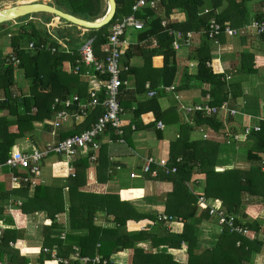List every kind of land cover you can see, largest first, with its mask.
Returning a JSON list of instances; mask_svg holds the SVG:
<instances>
[{"label": "trees", "instance_id": "trees-1", "mask_svg": "<svg viewBox=\"0 0 264 264\" xmlns=\"http://www.w3.org/2000/svg\"><path fill=\"white\" fill-rule=\"evenodd\" d=\"M33 1L47 4L85 21L100 19L106 12L105 0ZM148 1H158L155 10L147 6L142 12L134 14L135 18L143 21V29L137 36L139 46H135L143 65L131 68L129 61L134 55L133 48H121L120 78L124 81L131 74L136 85L132 90L123 85L118 99L124 111L132 101H136L133 122L138 123L137 129H140V125L142 127L141 120L148 124L180 122L179 136L170 144L168 158L160 159L165 160L169 172L166 173L156 165H151L150 168L157 172L156 179L166 186L164 215L170 220L139 213L127 200H120L117 194L102 195L79 191L87 182L89 167L95 168L94 177L98 183L109 181L108 171L114 168L113 162L109 159L106 146L101 145L95 162L89 164V157L93 156L91 151L73 159V175L67 174L65 164H60L61 170L60 165L54 167L53 175L64 178V186L36 185L34 192L29 196L28 184L23 186L21 181H17L12 190L6 191L5 184L0 182V220L5 225L14 227L4 229L0 233V263H27L25 254L35 250H28L23 245L25 223L27 216L39 212L44 214L40 251L45 248L53 250L57 257L63 259H68L74 253L73 249L77 248L80 256L91 259L98 255L105 264H118V259L125 256V253L119 252L124 250L131 251L127 264H251L253 257L264 248V220L259 219V213L264 208V172L261 166L264 164V99L260 105H255V113L246 112V122L242 119L245 123L234 127L232 134L227 129L235 141L244 142L242 147L246 152V168H225L216 172L220 151L218 142L208 136L199 140H190L189 136L192 131L206 128L216 134L222 128L220 116L227 117L230 124H235V118L243 115L236 104L243 96L241 83L230 79L234 76L256 74L257 69L264 65V61L253 53L243 52L238 55L236 68L232 66L223 71L211 55L217 46L226 44L227 38L235 37L243 41L246 35L250 34L264 39V33L257 35L248 30L252 22H264V15L258 13L249 20L247 2L250 0ZM262 2L261 5L264 6V1ZM134 3L135 0H116V11L112 20L98 30L87 32L85 36H80L81 31L78 30L76 38H71L66 29L62 37L69 38L71 54L52 55L38 50L25 51L23 46L30 40L35 41L37 47L38 43H48L43 30L33 23H21L15 30L10 31H2L5 26L0 25V37L7 36V46L10 49L9 54L2 57L13 55L19 61V66L14 68L12 63L3 65L0 58V111L6 112L5 116H0V163L10 157L12 148L19 141L28 139L37 142L35 124L51 118V104L55 98L65 100L77 95L83 100L87 99V81L79 75L71 74L67 65H74L79 58V48L86 40H92V51L102 60L107 54L110 25L116 19L131 16ZM179 12L185 15V21L171 23L170 15ZM24 20L26 19L17 21ZM210 20H215L222 29L229 26L236 30L237 34L232 37L220 35L216 40L208 39L206 31ZM162 22H165L164 26ZM172 30L182 33L190 31L201 35L199 46L191 48L187 59L194 65L195 72L192 73L189 67H185L183 77L207 84L209 89L203 91L204 99L200 103L190 104L189 107L171 106L167 110H161L158 99L174 93L176 89L172 93L163 89L153 90L159 86L169 88L177 78L178 67L174 60L173 38L169 35ZM156 56L163 59L162 67L157 70L151 66V59ZM18 71L22 72L23 79L29 83L27 93L16 92L15 75ZM229 73L230 78L227 76ZM98 77L102 80L108 79V75ZM146 83L149 84L148 90L145 89ZM151 89L154 94L149 97L148 92ZM142 95L146 99L137 101L136 97ZM197 105L215 108L216 112L213 115H205L194 110ZM186 108L189 109L185 110ZM177 110H184L186 115L192 114L191 120L179 121ZM101 113L99 107L92 110L78 128L59 134V140L89 128ZM111 136L113 139L117 138L112 131ZM241 136L243 141L239 140ZM38 148L43 151L45 145ZM52 155L54 154H49L43 161ZM11 175L21 178V174L16 170L12 171ZM64 189H67V206L63 198ZM137 194L139 193L125 192L122 196L128 198ZM11 197H19L23 201L21 200L20 207L11 211L6 218L3 205ZM199 197L215 202L226 215L235 216V223L246 227L247 234L243 236L230 233L224 226L212 246L197 250L200 226L204 222H210L212 218L208 208L201 209L197 205ZM250 198H258L259 201ZM57 214L67 215L69 232L64 240L59 239L64 227L60 222H56ZM98 218L112 227L103 228L96 225L95 220ZM144 241L150 242L153 252L135 247V244ZM183 246H186L185 252H181ZM178 252L179 260L174 257ZM117 253L119 254L112 258L117 262L114 263L110 257ZM39 259V264H43L42 257Z\"/></svg>", "mask_w": 264, "mask_h": 264}, {"label": "crops", "instance_id": "crops-1", "mask_svg": "<svg viewBox=\"0 0 264 264\" xmlns=\"http://www.w3.org/2000/svg\"><path fill=\"white\" fill-rule=\"evenodd\" d=\"M28 1V0H27ZM155 4L153 8L148 7L150 9L155 10L158 4V1H155ZM262 0H250L247 2L248 7V17L251 21L253 19V16L258 13H262L264 15V6ZM145 10V8H144ZM139 22L143 23V21L136 18ZM169 21L171 23L177 22L182 23L185 21V15L183 13H174L170 15ZM163 23V22H162ZM165 23V22H164ZM41 29V28H40ZM143 29V28H142ZM140 30H133L129 29L125 33L124 40L125 45L124 46H130L133 48V57L129 61V65L131 68H138L143 65L142 58L138 55V49H136L135 46H139L138 41V32ZM174 32H178L182 34L181 37H173V43L172 48L175 52V63L178 67V74L177 78L174 84L171 86L174 87V90L172 94L164 95L163 97H160L158 99L159 105L161 110H167L171 106H178L182 105L184 107H189L190 104L200 103L203 101V91H207L209 89V86L207 84H201L200 82L194 80V79H186L183 77V71L185 67H189L190 72L194 73L195 68L194 65L189 62L188 55L190 53L191 48L198 47L201 42V35L195 33V32H188L192 33L191 38H187L185 34L182 33L179 30H172ZM84 34H87L86 31L80 32V36H83ZM239 38H227L226 44L217 46L216 50L212 51V59L213 61H216V63H219L221 69L226 71L229 69V67L236 68L238 66L237 59L239 53L243 52H250L258 56L259 59L264 61V39H260L254 35H246L243 41L238 40ZM188 40V41H186ZM177 45V48H174L173 44ZM143 43V42H141ZM155 43V42H154ZM141 46V44H140ZM6 55V54H5ZM163 59L160 56L153 57L151 59V66L153 69H158L162 67ZM264 64V63H263ZM257 73L253 75H241V76H234L231 77V81H239L241 83L243 96L237 100V105L241 110V113H243L242 116H239L235 118L236 123L230 124L228 122V118L225 116L219 117V122L221 123L222 128L219 132L216 134L213 133V130H209L206 128V130L199 129L198 131H192L190 133V140H199L201 137L203 138V135L205 134L206 137L211 138V140H214L218 142L220 151L218 156V163L217 165L219 167H223L224 169H232V168H246L247 164L245 162V155L246 152L243 149L242 146L244 142H237L235 141L231 135L228 133L234 132V127H238L242 122H246V112H252L255 113L257 110L256 104L260 105L261 101L264 99V65L259 67L257 69ZM230 78V73L227 75ZM25 80V79H24ZM230 81V82H231ZM26 83H28L25 80ZM125 88L132 90L135 88V78L133 75L129 74L126 79L124 80ZM145 84V89H146ZM19 88V85L16 83L15 88ZM29 83L27 85V89L24 91H21V93H27L28 92ZM160 87L153 90H158ZM21 89V88H20ZM22 90V89H21ZM147 90V89H146ZM152 90V89H151ZM1 98V97H0ZM137 101L145 100V96H139L136 97ZM1 100V99H0ZM136 101H132L129 105V107L125 108L124 115L122 117V137L121 139L116 138L113 139L110 137V141L107 138V136H103L100 140V147L101 145H105L106 149L108 151L109 159L113 164L120 163L123 164L121 167L114 166L112 164V169L108 171L109 175V181L107 183H98L95 180V168L89 167L87 170V182L83 187H81L79 190L87 193H93V194H117L119 195L120 200H127L130 204L133 205V207L137 208V211L139 213L143 214H149V215H155L157 216L164 214L165 212V196H166V186L159 180H157L155 176H151L148 173H142L141 167L143 166L144 160L148 158H153L155 160L165 159L169 156V149L170 144L179 136V126L180 122L178 124L172 123V124H165L162 122L154 123V124H148V123H142L145 127H141L140 129H137L136 125L133 122L134 116H133V110L135 109ZM189 108H186L185 110H188ZM238 109V110H239ZM178 113V120L182 122H188L190 121V116L192 114H185L184 110H177ZM5 111H0V116H5ZM151 116V115H150ZM52 118V116H51ZM50 118V119H51ZM245 121H243V120ZM48 120V119H47ZM45 121V120H44ZM140 123V124H141ZM161 124L162 127H157V124ZM238 123V124H237ZM81 125V123L76 124L71 119H67L66 122L63 124V126L57 131L58 137L51 138L49 136V128L46 126H43V122L36 123L35 124V131L37 136V142H33L31 140L25 139L22 141H19L13 148V149L22 151V152H33L34 150H38V146L46 145L47 143H50L51 141H57L59 139V134L61 133H67L70 131L75 130ZM77 133V132H76ZM231 133V134H232ZM75 134V133H74ZM239 138V140H242ZM119 140H122V142H119ZM38 143V145H37ZM60 164H65L66 168L68 167V164L65 162V160H62L57 155H52L47 158L46 161L41 162V174L39 177L32 179L28 183H23V186L28 184L29 189V196L34 192V189L36 185H44V186H52V185H65L64 178H58L53 175L54 173V167L59 166ZM89 164H91L89 162ZM155 166V165H153ZM216 166V167H218ZM56 168V167H55ZM60 170L61 165H60ZM158 168V167H157ZM156 168V169H157ZM14 171V170H13ZM21 176L24 175L22 170H16ZM67 172V171H66ZM264 172V171H262ZM135 174V178H131V175ZM11 173L8 169H3L0 173V182L5 184V190L9 191L12 190L14 185H17L16 182H12L11 180ZM67 189L63 190V198L66 199ZM125 192H137L136 196H128V198H123L122 193ZM249 199V198H247ZM23 199H20L19 197H11L9 200H7L3 208L5 209V217L7 218L11 211L16 210L18 207H20L21 202ZM250 200H258L255 198H250ZM215 204V202H213ZM216 205V204H215ZM218 207V206H216ZM223 210V209H221ZM66 215V214H64ZM158 215V216H159ZM43 213H37L33 216H27L26 223H25V239L23 240V245L26 246L29 249L33 248L35 252H28L25 254V258H30V260L39 262L40 263V257H42V262L46 259H51V257H47L48 253H45L44 251H40V246L42 243L41 238V229L43 225ZM59 216L56 215L55 218L57 219L56 222H59ZM259 219L264 220V208L259 213ZM211 222V220H210ZM212 222H215L214 219H212ZM211 222V223H212ZM96 225H99L103 228H109L112 227L111 224H107L103 221V219L98 218L95 220ZM205 223V222H204ZM14 228L10 227L8 225H5V223L0 220V233L4 229ZM215 228V227H214ZM212 228L210 232H208V238L206 241V244L209 246H212L210 240L214 238L211 233H214V231L217 230ZM66 234L69 232L68 228H63V230L60 232ZM204 233V232H203ZM202 233V234H203ZM60 236V235H59ZM34 238V239H33ZM261 238V237H260ZM26 240H31L33 245H26ZM145 243V244H143ZM136 248H142L145 251H151L153 252V249L150 245V242L144 241L141 243L135 244ZM146 247L149 249L146 250ZM47 249V248H45ZM163 249V248H161ZM172 251V250H171ZM169 251L170 254L172 252ZM119 253H125L124 258H119L118 264H127L128 259L130 258L131 251L130 250H124ZM114 254L112 255L111 261L113 260V256L118 255ZM251 264H264V248L261 252L257 253L252 261Z\"/></svg>", "mask_w": 264, "mask_h": 264}, {"label": "built area", "instance_id": "built-area-1", "mask_svg": "<svg viewBox=\"0 0 264 264\" xmlns=\"http://www.w3.org/2000/svg\"><path fill=\"white\" fill-rule=\"evenodd\" d=\"M264 1V0H263ZM155 2L148 0H135L132 6L133 14L128 17L116 19L109 27V33L107 36V54L100 60L98 59L91 48L92 40H86L79 48V58L74 62V65L68 64L67 69L71 74L79 75L85 79L88 83V96L87 99L83 100L77 95L70 96L65 100L55 98L51 104L52 118L43 121V126L49 128V136L53 139L58 137L57 131L63 126L67 119H71L74 123L79 124L88 117L92 110L99 107L102 113L97 118L96 122L89 128L72 134L62 140L51 141L45 145V150L33 152H22L13 149L10 157L3 163H0V173L3 169H8L10 173L13 170H22L24 175L21 178L11 177L12 182L21 181L28 183L34 178H37L41 174V162L49 154L59 156L62 160L68 164L66 168L67 174L73 175L74 170L72 161L79 155L88 154L89 151L93 153V156L89 157V162H95L99 149L100 140L103 136H107L110 141L111 131L114 136L121 139L122 137V117L124 110L119 103L120 88L125 84L121 80V48L125 45V40L122 38L129 29L141 30L143 23L136 20L134 14L142 12L147 6L153 8ZM12 25H21L19 21H10ZM22 24L33 23L38 28L43 27L44 34L47 37L48 43H38V47L35 41L30 40L24 46L25 51H42L49 52L50 54L68 53L71 54L70 40L67 37H62L64 31L70 27V24L54 16L45 15H29ZM165 23L162 25L164 26ZM62 29L63 33L60 36L54 34V30ZM248 30L251 33L260 35L264 33V22H252L248 26ZM82 32V31H81ZM207 37L210 40H216L220 35L232 37L237 34V31L228 27L222 29L220 24L215 20H210L208 23V29L206 31ZM169 35L173 37H181L182 34L174 31H170ZM185 36L189 39L192 37V33H186ZM188 41V40H186ZM174 48L177 45L173 44ZM3 65L12 63L14 68L19 66V61L13 55L8 57H1ZM98 75H108V79L102 80ZM146 89L149 87L146 85ZM166 92H172L174 87L169 88L160 87ZM17 94V93H16ZM154 91L149 90L148 96H153ZM209 98V97H207ZM195 111L201 112L205 115H213L216 112L215 108L208 106L197 105L194 107ZM157 127L161 128L162 125L159 123ZM206 135H203L205 138ZM122 142V140H119ZM151 165L161 167L166 173L169 172L166 168L167 164L165 160H155L148 158L144 160L143 166L141 167L142 173H150L151 176H156L155 170H150ZM262 171H264V164ZM216 169L223 170L222 167H216ZM174 169H172V172ZM136 175L132 174L131 178H135ZM210 201V200H209ZM203 197L197 199V205L202 208H208L209 215L216 220L218 226H226L230 233H236L245 236L248 232L246 227L235 223L236 217L233 215H226L224 210L216 207L213 202H209ZM163 220H170L164 214L159 215ZM222 232V230H221ZM65 233H61L59 239H65ZM239 243H237L238 245ZM12 246V244H9ZM74 253L70 255L68 259L57 257L55 251L49 249H43L45 253H48L51 259H46L43 264H105L100 256L94 258H84L79 255L78 249L74 248ZM3 264V263H0ZM26 264H39V262L33 263L30 258H27Z\"/></svg>", "mask_w": 264, "mask_h": 264}, {"label": "water", "instance_id": "water-1", "mask_svg": "<svg viewBox=\"0 0 264 264\" xmlns=\"http://www.w3.org/2000/svg\"><path fill=\"white\" fill-rule=\"evenodd\" d=\"M20 0H2L0 5H7L8 3L15 4L14 6L0 10V25L8 23L10 21H16L20 18L27 17L29 15H45L54 16L65 21L71 26H75L80 31L89 32L91 30H98L103 26L107 25L114 17L116 11V0H105L106 2V12L103 17L95 21H85L65 12H62L52 6L44 3L29 2V3H19ZM41 30H44L41 27ZM63 33L62 29L54 30V34L60 36ZM114 166L121 167L123 164L116 163ZM216 172H221V169H215Z\"/></svg>", "mask_w": 264, "mask_h": 264}, {"label": "rangeland", "instance_id": "rangeland-1", "mask_svg": "<svg viewBox=\"0 0 264 264\" xmlns=\"http://www.w3.org/2000/svg\"><path fill=\"white\" fill-rule=\"evenodd\" d=\"M32 2H34V1H32ZM21 3H29L28 1H24V0H20V2L19 3H17V4H21ZM15 4H12V3H8L7 5H0V10H2V9H5V8H8V7H11V6H14ZM35 15H40V14H35ZM22 19H27V17H23V18H20V19H18V20H22ZM21 22V21H20ZM21 23H24L23 21L21 22ZM4 26H5V28H3V30L2 31H4V30H6V29H8V31H10V30H15L18 26L17 25H12V24H10L9 22L8 23H5V24H3ZM68 35H69V37H71V38H76V36H77V34H78V28L77 27H75V26H72L71 28H69V29H67V32H66ZM84 36H85V34H84ZM233 38H235V37H233ZM7 36H4V35H2L1 37H0V58L2 57V56H5V54L7 55V54H9V51H10V49H9V47L7 46ZM15 81H16V83H17V85H19V88L17 87V88H15L17 91L16 92H20V91H24V90H26L27 89V85H28V83H26L25 82V80L23 79V76H22V72L21 71H18L17 73H16V75H15ZM22 90H21V89ZM65 183V182H64ZM57 186H58V184H57ZM80 191V190H79ZM67 192V191H66ZM83 192V191H82ZM209 201V200H208ZM64 202H65V204H66V206H67V196H66V199H64ZM210 202V201H209ZM159 215V214H158ZM157 215V216H158ZM212 219H214L213 217L211 218V222H212ZM215 220V219H214ZM210 221V220H209ZM59 222L61 223V225L63 226V227H65V228H68V221H67V215H64L63 214V216H59ZM206 222V223H203L201 226H200V235L198 236V238H197V246H198V248H197V250H202L203 248H205V247H207L208 245L206 244V241H207V238H208V232H210L211 230H212V228H214V229H216V227H217V230L216 231H214L215 232V234L214 233H211L213 236H215L214 238H212L211 240H210V242H211V244L213 245L215 242H216V238L219 236V234L221 233V230H223L222 229V227H220V226H218V224L216 223V220H215V222ZM68 230H69V228H68ZM204 232V233H203ZM203 233V234H202ZM34 239V238H33ZM32 241L31 240H26V245L27 246H29V245H33V243H31ZM141 243V242H140ZM143 244H145V243H143ZM146 245V244H145ZM149 248L148 247H146V250H148ZM182 250H181V252H185L186 251V246H183L182 248H181ZM180 253L178 252V254H176V255H174V257L177 259V260H179L180 258Z\"/></svg>", "mask_w": 264, "mask_h": 264}, {"label": "clouds", "instance_id": "clouds-1", "mask_svg": "<svg viewBox=\"0 0 264 264\" xmlns=\"http://www.w3.org/2000/svg\"><path fill=\"white\" fill-rule=\"evenodd\" d=\"M24 1H27V0H24ZM33 0H28V2H32ZM35 2V1H34ZM18 94V93H17Z\"/></svg>", "mask_w": 264, "mask_h": 264}]
</instances>
